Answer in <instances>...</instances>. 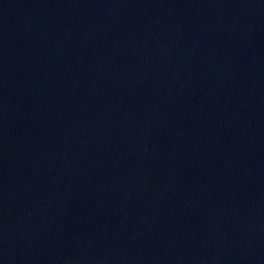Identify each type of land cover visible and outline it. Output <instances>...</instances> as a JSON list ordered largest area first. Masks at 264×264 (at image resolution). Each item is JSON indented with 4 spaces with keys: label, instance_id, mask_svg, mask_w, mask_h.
<instances>
[{
    "label": "water",
    "instance_id": "95a60500",
    "mask_svg": "<svg viewBox=\"0 0 264 264\" xmlns=\"http://www.w3.org/2000/svg\"><path fill=\"white\" fill-rule=\"evenodd\" d=\"M0 264H264V0H0Z\"/></svg>",
    "mask_w": 264,
    "mask_h": 264
}]
</instances>
